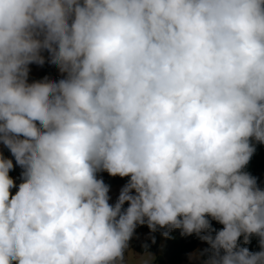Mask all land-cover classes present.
<instances>
[{
	"label": "clouds",
	"instance_id": "1",
	"mask_svg": "<svg viewBox=\"0 0 264 264\" xmlns=\"http://www.w3.org/2000/svg\"><path fill=\"white\" fill-rule=\"evenodd\" d=\"M44 50L66 75L29 84ZM253 140L264 0H0V143L23 169L13 195L0 154V264H123L144 224L197 234L204 264H264ZM101 171L130 177L114 205Z\"/></svg>",
	"mask_w": 264,
	"mask_h": 264
},
{
	"label": "trees",
	"instance_id": "2",
	"mask_svg": "<svg viewBox=\"0 0 264 264\" xmlns=\"http://www.w3.org/2000/svg\"><path fill=\"white\" fill-rule=\"evenodd\" d=\"M256 151L250 159V162L246 165L243 171L250 173L257 178V185L260 189L264 190V144L258 143L253 140ZM15 159V158H14ZM128 207L126 202L123 206ZM210 222V229L208 232L214 237L216 233L223 229V225L213 219L211 216H207ZM168 231L167 228H160L153 232L147 224L138 225L135 229L136 233L147 232V237L143 240L133 239L130 242V247L137 253H155L157 254L156 260L153 264H182L188 260V255L191 251L197 249L199 246H203L202 263L207 260L211 253V246L207 241L201 240L197 234L181 235V229H172L168 237H165L163 233ZM207 233H201V235ZM162 239L165 243L164 253L159 254V247ZM250 242L244 243V236L238 239V245L240 247H246L250 252L260 251L259 237L255 234L249 237ZM207 250V251H206Z\"/></svg>",
	"mask_w": 264,
	"mask_h": 264
},
{
	"label": "crops",
	"instance_id": "3",
	"mask_svg": "<svg viewBox=\"0 0 264 264\" xmlns=\"http://www.w3.org/2000/svg\"><path fill=\"white\" fill-rule=\"evenodd\" d=\"M41 55L44 57L45 59V63L43 65H39L36 63H32L29 64V73H28V80L27 82L29 84L36 82L37 78L47 69H51L52 71H54L55 73H58L61 75L62 79L65 77L66 74H62L59 71V68L52 64L50 62V54L47 50L42 51ZM7 147H5L2 143H0V154L4 155L6 153ZM15 166L19 169H22L19 165L16 164L15 162ZM97 178L98 179H103V181L105 182V184L109 185L110 190H109V203L110 204H115L118 196L120 194V190L122 189V187L128 182V180L130 179V177H119V176H110L106 171H101L97 173ZM18 191V187H14L11 189L12 194L14 195L16 192ZM147 236L144 235L143 233H136L134 232L132 238L130 239L129 246L128 248L125 250V257H124V261L123 264H141V261H143V259L148 256L149 257V261L148 264H153V262L156 259V254L155 253H137L135 252L131 247H130V242L133 239H139V240H143L145 239ZM161 246V244H160ZM203 246H199L197 249L191 251L188 255V260L183 262L182 264H204L203 261L202 263V252H203ZM159 250H161V248L159 247Z\"/></svg>",
	"mask_w": 264,
	"mask_h": 264
},
{
	"label": "built area",
	"instance_id": "4",
	"mask_svg": "<svg viewBox=\"0 0 264 264\" xmlns=\"http://www.w3.org/2000/svg\"><path fill=\"white\" fill-rule=\"evenodd\" d=\"M29 67V65H28ZM45 77H47L49 80L52 81H59L60 79H62L61 75L58 73H55L54 71H52L51 69H47L45 70L38 78L36 81H42ZM4 158L6 159H11L13 162V170H11L9 172V176L14 180L16 187L19 186V184L22 182L21 179V173L23 171V169H19L15 166V159L12 156L11 152L9 151V149L7 148L6 153L3 155ZM12 193V192H11Z\"/></svg>",
	"mask_w": 264,
	"mask_h": 264
},
{
	"label": "rangeland",
	"instance_id": "5",
	"mask_svg": "<svg viewBox=\"0 0 264 264\" xmlns=\"http://www.w3.org/2000/svg\"><path fill=\"white\" fill-rule=\"evenodd\" d=\"M141 233H143L144 235H146L147 236V232H141ZM160 248H161V250H159V254L160 255H162L163 253H164V249H165V243H164V240L162 239V241H161V246H160ZM157 255V254H156ZM156 258H157V256H156ZM156 260V259H155Z\"/></svg>",
	"mask_w": 264,
	"mask_h": 264
}]
</instances>
